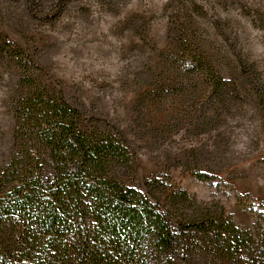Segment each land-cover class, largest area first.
I'll return each instance as SVG.
<instances>
[{"label": "rangeland", "instance_id": "1", "mask_svg": "<svg viewBox=\"0 0 264 264\" xmlns=\"http://www.w3.org/2000/svg\"><path fill=\"white\" fill-rule=\"evenodd\" d=\"M0 34L126 142L128 184L156 179L198 212L264 225V0H0ZM18 73L0 60V169Z\"/></svg>", "mask_w": 264, "mask_h": 264}, {"label": "trees", "instance_id": "2", "mask_svg": "<svg viewBox=\"0 0 264 264\" xmlns=\"http://www.w3.org/2000/svg\"><path fill=\"white\" fill-rule=\"evenodd\" d=\"M0 60L19 72L16 145L0 169V264H264V225L198 212L156 179L128 184L119 135L53 91L1 34Z\"/></svg>", "mask_w": 264, "mask_h": 264}]
</instances>
